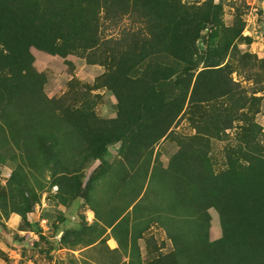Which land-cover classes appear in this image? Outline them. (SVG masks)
Returning a JSON list of instances; mask_svg holds the SVG:
<instances>
[{"label": "rangeland", "instance_id": "374dc122", "mask_svg": "<svg viewBox=\"0 0 264 264\" xmlns=\"http://www.w3.org/2000/svg\"><path fill=\"white\" fill-rule=\"evenodd\" d=\"M54 1L67 10L65 47H31L42 87L0 107V264H181L171 235L191 242L196 219L174 207L165 173L177 141H159L140 167L123 162L104 82L151 48L191 52L192 81L220 68L202 83L227 77L233 90L192 103L174 130L198 128L222 171L229 154L264 147V0ZM227 111L235 120L222 129ZM207 211L218 238V212Z\"/></svg>", "mask_w": 264, "mask_h": 264}, {"label": "trees", "instance_id": "16d2710c", "mask_svg": "<svg viewBox=\"0 0 264 264\" xmlns=\"http://www.w3.org/2000/svg\"><path fill=\"white\" fill-rule=\"evenodd\" d=\"M66 11L54 0H0V107L42 87L45 77L33 66L30 49L61 52L68 41ZM133 56L132 63L118 65L115 79L104 82L117 106L108 130L123 145V162L137 167L159 141H177L165 173L175 178L174 207H192L196 219L191 242L171 235L181 264H264V147L256 143L241 157L229 154L227 167L215 172L199 129L180 136L174 130L192 103L224 96L234 82L225 77L216 88L202 83L220 68L202 69L192 81L191 52L179 48ZM233 120L232 111L225 112L222 129ZM2 200L0 194V205ZM211 206L221 226L215 239L209 237Z\"/></svg>", "mask_w": 264, "mask_h": 264}]
</instances>
